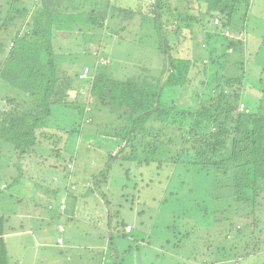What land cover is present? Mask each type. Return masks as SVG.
I'll list each match as a JSON object with an SVG mask.
<instances>
[{"label": "trees", "instance_id": "trees-1", "mask_svg": "<svg viewBox=\"0 0 264 264\" xmlns=\"http://www.w3.org/2000/svg\"><path fill=\"white\" fill-rule=\"evenodd\" d=\"M63 3L0 0V85L28 97L23 107L15 104L14 97L0 103V148L9 149V157L0 159V198L11 185L20 184L31 167L38 166L35 175L44 177L49 174L48 168L61 165V155H68L74 168L79 161L82 171L86 167L94 171L91 180L87 176L86 181L98 185L97 193L103 197L97 207L100 212L94 215L91 204L98 206V202L95 190L90 188L87 193L91 196L81 208L85 219L93 221L97 216L96 221L101 223L104 217L107 241L113 240L114 231L127 236L133 226L113 219V191L108 189L106 194L100 185H107L110 169L116 164L127 181L119 197H125L126 189L160 187V191L153 190L168 204L167 215L172 221L166 226L168 231L174 235L210 236L209 247L219 256L212 264L225 260L234 263L256 253V245L251 242L256 224L250 219L255 214L264 215V113L251 104L255 100L246 99L243 89L247 76L257 67L264 36L252 38L247 31L252 0H179L175 6L163 0H134L130 7L111 5L112 16L117 13L122 18L119 37L130 34L128 25L137 15L138 34L149 37L147 41L153 42L161 57V67L154 76L140 70L124 78L115 76L117 68L111 66V57L106 53L110 45L102 47L106 51L103 57L110 58L108 64L79 60L92 54L87 42L103 34L108 10L92 7L83 11ZM214 19L217 22L213 23ZM194 23L202 30L207 24L211 27L201 36L196 56L191 46ZM72 36L76 40L70 46ZM186 44L187 51L183 49ZM87 64L93 69L89 70ZM259 66L260 75L264 66ZM81 73L86 75L80 78ZM183 87L189 88L194 105L173 99ZM86 88L88 98L82 102L77 96ZM69 91L75 92L73 99ZM169 91L173 94L166 97ZM241 103L246 109H240ZM87 106L91 112L85 111ZM102 108L115 118L99 138H93L97 143L114 140L101 148L100 144L92 145V139L82 141L89 135L82 128L86 124L84 116L94 121ZM87 150L107 156L103 167L89 169L84 164L83 168L80 158ZM48 154L55 155L54 164H46ZM143 166L147 168L144 172ZM149 167L156 170L148 176ZM71 175L75 180L76 172ZM51 189L54 198L50 205L42 203V208L64 212L60 199L65 204L63 193L69 194V188L62 180H53ZM71 195L75 204L77 197ZM129 196L135 200L134 193ZM35 198L32 202L40 205ZM234 216L237 222L232 221ZM9 223V216L1 214L0 264H8L2 236L15 232ZM126 226L131 229L127 231ZM259 232L262 235L264 230ZM217 233H222L225 241L216 238ZM235 238H240L239 246ZM226 240L232 242L226 244Z\"/></svg>", "mask_w": 264, "mask_h": 264}, {"label": "rangeland", "instance_id": "rangeland-1", "mask_svg": "<svg viewBox=\"0 0 264 264\" xmlns=\"http://www.w3.org/2000/svg\"><path fill=\"white\" fill-rule=\"evenodd\" d=\"M163 1L170 3L172 6H175L179 2V0ZM108 2L109 4H107ZM63 4L75 5L83 11H89L92 7L97 11H103V9L108 10V19L106 20L105 28L102 29L104 35L98 34V38L94 36L93 40L89 39L87 44L92 48V54L80 57V62H90L91 64L96 61L101 65L108 64L110 58L103 57L106 51H102V47L110 45L106 53L111 57V66L117 68L115 71L116 77L124 78L135 76L134 74H137L140 70L146 75L154 76L157 73V70L161 67V57L153 42L150 44L147 41L149 37H145L146 35L141 37L142 35L138 34L140 32L138 30L139 16L136 15L134 20L130 21L127 31L130 29L132 31L126 38L119 37L118 30L122 23V18L120 19L116 15L117 13H114V16H112L111 5L114 8L115 5L120 4L124 7H130V4H134V0H64ZM181 7L184 11V6ZM163 14L165 17L169 16L167 11L163 12ZM249 14L247 31L252 35V38L263 37L264 0H252ZM15 20V22H18L17 19ZM206 20L207 18L204 21ZM215 21L217 22V19H214L213 23ZM193 25L192 36L194 42H192L191 46H194L193 54L196 56L195 53L199 52L198 44L202 40L201 36L204 35L205 30L211 27L210 24H207L205 26L206 28L202 30L200 26L198 28V23H194ZM113 30L117 31V34L115 32L113 34ZM69 40L65 41V44L69 41V45L72 46L76 38L72 36ZM62 41L64 43V40ZM188 47L186 44L183 49L187 51ZM257 62V67L255 69L253 68L247 76L243 94L246 99L251 101L255 100L251 104H253L258 112L264 113V73L259 75V63L264 66V44L260 49ZM68 65L70 64H65V67ZM73 66L76 68L75 65ZM88 66H90L89 70L93 69L91 65ZM79 69L76 68L77 71ZM83 74L81 73L79 77L83 78ZM88 75L89 77L91 76V74ZM69 92L71 93V97L75 94L73 91ZM188 92L189 88L183 87L173 99L183 105H194V100L191 95L188 96ZM88 94L89 91L86 88L85 91L80 92L77 99L84 102L83 100L88 98ZM172 94L169 91L166 97H171ZM8 97L16 98L15 104L20 107H23L26 100H28V97H23L17 91L4 89L3 85H0V103L4 104V101ZM242 108L240 107V109ZM85 111L91 112L88 106L85 108ZM114 118L115 114L109 113L107 108H102L94 121H90L88 115L84 116L83 123L86 124L82 129L89 135L82 138V141H85V139L91 141L92 139L91 144H95L96 147L100 144L101 148L106 147L109 143L113 144L114 140L111 138L105 139L101 143L100 140L97 143L98 140H94L93 138H99L100 133L106 130V125L111 124ZM81 146L80 144V148ZM0 150V159H5L6 156L9 157V149L6 146L1 147ZM48 156L46 164H54L56 162L55 155L48 154ZM71 160L72 157L61 155V165L48 168L47 172L49 174L43 175L44 177H42V174H40L41 177L39 174L35 175L34 171L36 168H39L38 166L31 167V171L28 170V173L24 175V179L21 180V183L14 186L11 185L4 197L0 198V215L7 214L10 218L9 225H12L15 228V233L19 234L18 236L15 234L12 237L7 236L5 239L6 251L11 259L19 258L21 260L24 257L25 264H88L89 262L91 264L92 262L105 264V261L107 264H204L205 262L212 264L213 260L219 258L216 250L209 247V242L212 239L210 236H200L198 233H191L190 235H183L181 233L179 235L176 233L174 235L168 231L166 226L171 225L172 221L167 215L168 204L157 197L155 190L160 191V187H153L155 189L153 190L151 185H147L139 186L136 190L126 189L124 191L126 192L125 197H119L120 193H122L121 186L127 181H125L126 179L122 175V171L119 170L116 164L110 169V179L107 185L104 183L100 184L101 190L106 194L109 192L108 189L113 191V199H110L111 212L114 216L113 219L128 222L133 227L130 235L121 236L114 231L113 240L107 241V232L103 227L104 217L101 218V223L96 221L97 216H95L96 218L93 221H89L85 219L87 216H84L83 209L81 210L83 208V201L86 202L87 196H91V193H87L91 188L95 190L98 206L92 203V208L90 209L93 210L92 213L94 215L100 212L97 207H100V204L103 203V197L97 193V191H100L98 185H92L86 181L87 176L89 181L91 180L90 174H93L94 171L86 170L87 167L85 169L84 164L89 169L93 168L97 170L101 168V165L103 167L107 161V156L101 153H94L93 150H87L83 157L80 158L83 161V171L82 164L79 161L75 163L78 166H75V168L79 169L76 171ZM146 169L144 166L141 167L143 172ZM155 170L153 167H149L148 176ZM72 172H76L75 180L72 177L73 175H71ZM1 173H3V170L0 165ZM160 176H163V172ZM53 180H62L65 188H69V194L66 192L63 193L66 194L63 196L65 204L63 198L60 199L62 201L61 207L65 209L62 213L59 211L56 212V210L49 211L46 209V211L42 208L44 207L42 203H46L48 200L54 198L53 191H51ZM128 186L133 188V183L129 182ZM138 190L141 191L137 192ZM70 191L77 197L75 204L74 197ZM132 193L135 194L134 201H131V197L129 196ZM35 196L38 198L37 203L42 201L40 205H35L34 201L32 202V199H36ZM140 211L142 213H139ZM252 220L256 224L254 227V234L256 236L253 239L254 241L251 242L256 245V253L238 258L234 263L225 260L219 261L216 264H264V233L261 235L259 232L261 229L264 230V215L261 216L260 213L258 215L255 214V217L250 219V221ZM232 221L237 222L238 218L234 216ZM176 222L179 223V219ZM56 225L59 229L64 228L65 232L60 233ZM220 230L221 232L223 231L222 229ZM222 233H217L219 236L216 238L223 240ZM59 234L64 238V244L60 245L62 247L55 243L56 236ZM256 237L261 239L262 243ZM231 238H228V240ZM233 241L237 243V246L241 242L240 238H235ZM242 241L244 242L243 239ZM230 242L232 241L226 240V244ZM47 254L55 256L54 261L49 259Z\"/></svg>", "mask_w": 264, "mask_h": 264}, {"label": "crops", "instance_id": "crops-1", "mask_svg": "<svg viewBox=\"0 0 264 264\" xmlns=\"http://www.w3.org/2000/svg\"><path fill=\"white\" fill-rule=\"evenodd\" d=\"M52 191V190H51ZM49 202V203H48ZM41 203H42V201H41ZM47 205L49 204L50 205V200H48L47 202ZM46 203H44V204H46ZM44 207H45V205H44ZM56 227H57V225H56ZM57 230L60 232V233H62V232H65V229L64 228H58L57 227ZM16 235V236H18L19 234H16L15 232H12V233H5L2 237H3V239H4V243H5V239H6V237L7 236H10V237H12L13 235ZM61 239V241L59 242L58 240H60ZM55 243L57 244V245H63L64 244V238L62 237V235L61 234H59V235H57L56 236V240H55ZM6 247V246H5ZM60 247H62V246H60ZM7 252V251H6ZM21 257H22V255H21ZM47 257L49 258V259H51L52 261H54V259H55V256H52V255H49V254H47ZM7 262H8V264H11V263H13V264H25V260H24V257L20 260L19 258H16V259H11L10 258V256H9V254H8V252H7Z\"/></svg>", "mask_w": 264, "mask_h": 264}, {"label": "built area", "instance_id": "built-area-1", "mask_svg": "<svg viewBox=\"0 0 264 264\" xmlns=\"http://www.w3.org/2000/svg\"><path fill=\"white\" fill-rule=\"evenodd\" d=\"M86 70H87V69H85V71H86ZM85 75H86V74L84 73V74H83V76H85ZM240 107H243L242 109H246V108H245V106H244L242 103L240 104ZM130 229H131V227H130V226H126V230H127V231H129ZM58 241L60 242V241H61V239H60V240H58Z\"/></svg>", "mask_w": 264, "mask_h": 264}]
</instances>
